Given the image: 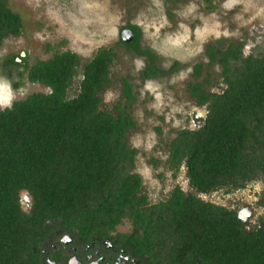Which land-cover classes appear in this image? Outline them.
<instances>
[{
    "label": "trees",
    "instance_id": "1",
    "mask_svg": "<svg viewBox=\"0 0 264 264\" xmlns=\"http://www.w3.org/2000/svg\"><path fill=\"white\" fill-rule=\"evenodd\" d=\"M205 1L212 8L219 0ZM22 30L21 16L0 0V48ZM125 30L134 39L126 44L120 37V44L150 58L145 78L164 74L142 49L140 29L128 25L120 33ZM218 46L208 48L207 58L208 68L219 67L221 82L209 73L205 78L206 66L199 63L187 85L206 121L176 132L166 159L172 170L184 167L197 195L175 187L155 204L135 172L138 152L127 143L135 128L127 106L135 101L132 86L125 82L116 113L101 109L114 49L99 50L82 72L81 58L71 51L34 64L29 82L49 92L0 108V264L61 263L58 243L64 236L84 247L118 240L148 264H264V48L245 56L243 43ZM19 57L3 58L0 73L7 78L6 66ZM78 77V92L71 96ZM256 182L263 185L257 203L263 214L251 225L236 210L198 197ZM25 196L29 203L23 207ZM125 223L129 233H119Z\"/></svg>",
    "mask_w": 264,
    "mask_h": 264
},
{
    "label": "rangeland",
    "instance_id": "2",
    "mask_svg": "<svg viewBox=\"0 0 264 264\" xmlns=\"http://www.w3.org/2000/svg\"><path fill=\"white\" fill-rule=\"evenodd\" d=\"M6 1L21 16L23 30L19 37L10 36L3 42L0 62L9 55L29 53L32 66L71 51L81 58L82 72L99 50L113 48L116 59L111 83L100 94L101 109L116 113V107L124 100L125 82L132 86L135 101L127 106H131L135 128L127 136V143L138 152L136 173L144 178L143 190L149 202L167 199L176 186L197 195L189 185L185 169L174 177L165 164L169 143L176 132L187 127L188 116L193 111L204 114L190 98L187 85L195 81V66L199 63L206 66L205 78L209 73L221 82L219 67L208 68L207 50L211 46L219 47L224 42L220 47L224 48L243 43L245 56L263 50L264 0H219L212 8L205 0ZM128 25L140 29L142 49L155 57V66L164 74L145 78L150 58L127 51L120 44L121 29ZM78 83L79 77L70 89L71 96L77 94ZM25 89V94H15L9 80L0 73L1 105L49 92L40 85L27 84ZM210 89L217 91L216 86ZM262 190V183L256 182L230 194L220 190L198 197L237 211L252 206L254 223L263 214L257 205ZM118 230L128 232L130 225L125 223Z\"/></svg>",
    "mask_w": 264,
    "mask_h": 264
},
{
    "label": "flooded vegetation",
    "instance_id": "3",
    "mask_svg": "<svg viewBox=\"0 0 264 264\" xmlns=\"http://www.w3.org/2000/svg\"><path fill=\"white\" fill-rule=\"evenodd\" d=\"M21 55H20L21 57L15 58L14 64H11V63L8 64L4 72V74H7V78L9 79V82L15 94H25V90H26L25 87L27 86V84H31L28 80L29 70L33 66V65L31 66L29 63L28 57L30 54L23 53ZM13 80H17V82L14 83ZM19 85L21 87H19ZM13 103H11V105ZM0 107H3L5 109L7 108L5 105H1V104H0ZM201 116H202V113L200 114V113L193 111L191 115L188 116L186 128L199 129L200 127H202L203 123L197 120V118ZM186 128H183V129H186ZM165 164H166V161H165ZM183 169L184 167H181L178 171H176V170L170 169V167L167 166V170L172 172L174 177H176L180 172H182ZM142 179L144 183V178L142 177ZM178 187L184 192L182 187L180 186ZM173 190L171 192H173ZM185 194L190 195L191 193L190 194L185 193ZM205 195L207 194H201L200 196H205ZM243 210H248V212L251 214L253 213L252 206H247L246 208H243L242 210H238V211L236 210V212L237 214H239ZM251 216L253 217V214ZM252 217L249 218L248 225L253 224L251 220ZM118 232L124 233V234L129 233V231L121 232L119 230ZM58 246H59L58 250L61 251V255H60L61 263L52 262L48 260L46 261L47 264H72V263L76 264V262L79 264H148L146 260V256H144L143 258H139L138 260L136 257H133L131 255L130 247L126 246V244H122V242L119 243L118 240L115 243L104 241V242H101V244L96 243V244L87 245L84 247L79 242L73 241L72 237L64 236L63 238H61V241L58 243ZM44 254H43V258L45 260L46 258H49L47 257V255L44 256Z\"/></svg>",
    "mask_w": 264,
    "mask_h": 264
},
{
    "label": "water",
    "instance_id": "4",
    "mask_svg": "<svg viewBox=\"0 0 264 264\" xmlns=\"http://www.w3.org/2000/svg\"><path fill=\"white\" fill-rule=\"evenodd\" d=\"M121 39L124 43L128 44L130 42L133 41L134 39V34L132 31L130 30H125L121 33ZM12 106V105H11ZM197 120L201 121L203 124L205 123L206 121V114L202 113V116L201 117H198ZM202 124V125H203ZM29 203V197L28 196H25L23 199H22V206L23 207H26ZM251 213L248 212V210H243L241 211L239 214H238V219L241 220L244 224H247L248 221H249V218L251 217ZM245 230L249 233L251 231V228L250 227H246ZM74 264V263H72ZM76 264H79L76 262Z\"/></svg>",
    "mask_w": 264,
    "mask_h": 264
},
{
    "label": "clouds",
    "instance_id": "5",
    "mask_svg": "<svg viewBox=\"0 0 264 264\" xmlns=\"http://www.w3.org/2000/svg\"><path fill=\"white\" fill-rule=\"evenodd\" d=\"M5 106L11 108V103H6Z\"/></svg>",
    "mask_w": 264,
    "mask_h": 264
}]
</instances>
